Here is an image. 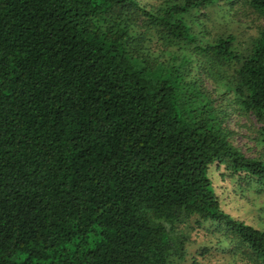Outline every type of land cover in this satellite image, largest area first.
Returning a JSON list of instances; mask_svg holds the SVG:
<instances>
[{"label":"trees","instance_id":"obj_1","mask_svg":"<svg viewBox=\"0 0 264 264\" xmlns=\"http://www.w3.org/2000/svg\"><path fill=\"white\" fill-rule=\"evenodd\" d=\"M231 114L264 147V0H0V264H264Z\"/></svg>","mask_w":264,"mask_h":264},{"label":"rangeland","instance_id":"obj_2","mask_svg":"<svg viewBox=\"0 0 264 264\" xmlns=\"http://www.w3.org/2000/svg\"><path fill=\"white\" fill-rule=\"evenodd\" d=\"M256 23L257 22L255 21V24ZM253 32H254V28L253 30H250L248 32L246 31L244 38H248L250 34ZM241 38L243 39V37ZM227 124L236 131L237 135L235 137V141L238 145H242L243 148H249L248 150L250 154H255V155L264 154V147L255 146V142L252 139V137L255 135V132L253 130L252 118L250 119L245 116L237 117L236 114H231ZM245 143L248 146H246ZM208 174L210 177L213 178L216 176V171L213 168H211L209 169ZM223 190L225 193L229 194V190L227 188H223ZM226 203H227V200H226ZM237 211L239 212V210Z\"/></svg>","mask_w":264,"mask_h":264}]
</instances>
